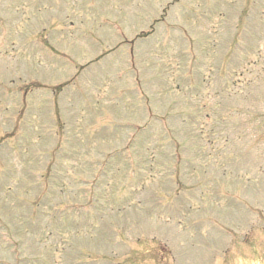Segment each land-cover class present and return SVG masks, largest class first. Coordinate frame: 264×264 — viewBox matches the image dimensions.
<instances>
[{"label": "rangeland", "instance_id": "rangeland-1", "mask_svg": "<svg viewBox=\"0 0 264 264\" xmlns=\"http://www.w3.org/2000/svg\"><path fill=\"white\" fill-rule=\"evenodd\" d=\"M2 26L0 264H264V0H0Z\"/></svg>", "mask_w": 264, "mask_h": 264}, {"label": "flooded vegetation", "instance_id": "flooded-vegetation-1", "mask_svg": "<svg viewBox=\"0 0 264 264\" xmlns=\"http://www.w3.org/2000/svg\"><path fill=\"white\" fill-rule=\"evenodd\" d=\"M22 94H23V96H24L25 92L23 91V93H22Z\"/></svg>", "mask_w": 264, "mask_h": 264}]
</instances>
